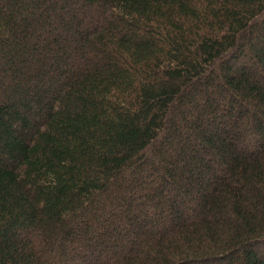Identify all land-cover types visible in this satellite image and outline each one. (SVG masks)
Here are the masks:
<instances>
[{"label":"trees","instance_id":"16d2710c","mask_svg":"<svg viewBox=\"0 0 264 264\" xmlns=\"http://www.w3.org/2000/svg\"><path fill=\"white\" fill-rule=\"evenodd\" d=\"M0 264H264V0H0Z\"/></svg>","mask_w":264,"mask_h":264}]
</instances>
